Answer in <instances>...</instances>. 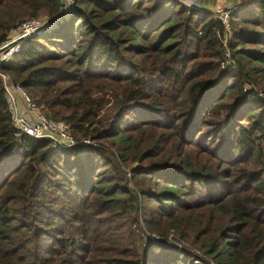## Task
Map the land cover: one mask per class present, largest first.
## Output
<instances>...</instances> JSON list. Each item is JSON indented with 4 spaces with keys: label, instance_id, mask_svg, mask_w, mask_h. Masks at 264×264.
I'll return each instance as SVG.
<instances>
[{
    "label": "trees",
    "instance_id": "obj_1",
    "mask_svg": "<svg viewBox=\"0 0 264 264\" xmlns=\"http://www.w3.org/2000/svg\"><path fill=\"white\" fill-rule=\"evenodd\" d=\"M74 6L0 62L76 142L17 139L0 77V264H264V0L230 14L225 70L218 12ZM61 7L0 0V45Z\"/></svg>",
    "mask_w": 264,
    "mask_h": 264
},
{
    "label": "built area",
    "instance_id": "obj_2",
    "mask_svg": "<svg viewBox=\"0 0 264 264\" xmlns=\"http://www.w3.org/2000/svg\"><path fill=\"white\" fill-rule=\"evenodd\" d=\"M176 1L183 5L202 10L186 4L183 0ZM230 1L231 4L226 9L218 11L223 26V34L221 37L223 56L220 62V68L222 70L232 67L231 52L228 47V42L232 35L229 23L230 14L236 11L243 3L252 0ZM61 3L60 13L57 17L52 18V23H49V18L31 19L22 22L14 28L7 40L0 45V62L4 64L12 62L13 58L20 53L21 45L25 40L49 31L55 22L61 18H68L74 12V0H61ZM0 77L5 91L7 110L10 114L17 139L28 137L34 140H47L50 142V149L70 148L76 145L74 138L70 134L69 126L65 122L50 120L20 84L13 83L7 76L0 75ZM82 144H91V142L85 140ZM143 238L145 241L148 238L158 240L157 236H152L147 233H144ZM194 264L205 263L197 260ZM207 264L213 263L208 262Z\"/></svg>",
    "mask_w": 264,
    "mask_h": 264
},
{
    "label": "rangeland",
    "instance_id": "obj_3",
    "mask_svg": "<svg viewBox=\"0 0 264 264\" xmlns=\"http://www.w3.org/2000/svg\"><path fill=\"white\" fill-rule=\"evenodd\" d=\"M183 2L190 6L215 12H218L219 10H224L227 6L231 4L230 0H183Z\"/></svg>",
    "mask_w": 264,
    "mask_h": 264
},
{
    "label": "water",
    "instance_id": "obj_4",
    "mask_svg": "<svg viewBox=\"0 0 264 264\" xmlns=\"http://www.w3.org/2000/svg\"><path fill=\"white\" fill-rule=\"evenodd\" d=\"M52 22H53V19H50V20H49V23H52Z\"/></svg>",
    "mask_w": 264,
    "mask_h": 264
},
{
    "label": "crops",
    "instance_id": "obj_5",
    "mask_svg": "<svg viewBox=\"0 0 264 264\" xmlns=\"http://www.w3.org/2000/svg\"><path fill=\"white\" fill-rule=\"evenodd\" d=\"M206 11H208V10H206Z\"/></svg>",
    "mask_w": 264,
    "mask_h": 264
}]
</instances>
